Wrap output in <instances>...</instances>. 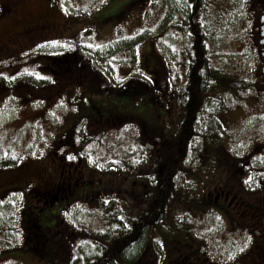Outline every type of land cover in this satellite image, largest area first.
Listing matches in <instances>:
<instances>
[{"label":"rangeland","instance_id":"rangeland-1","mask_svg":"<svg viewBox=\"0 0 264 264\" xmlns=\"http://www.w3.org/2000/svg\"><path fill=\"white\" fill-rule=\"evenodd\" d=\"M202 1L207 3L203 13ZM4 2L2 0V4ZM254 2L255 0H199L200 7L197 11L194 10L197 7L191 9L193 6L190 4L188 13L184 10L188 0H58L57 4L53 0L50 5L49 0H19L14 11V4L11 11L0 9V60L7 56V52L3 50L7 47L19 55L16 59L20 66L15 72L10 73L16 65L7 66L6 62H1L0 65V77L5 72L1 68L7 66L10 82L14 80V73L20 71L19 76L36 79L38 84L46 83L47 86L52 81L51 73L49 69L45 73L42 63L44 60L49 62L52 54H60L63 63H91L100 72L102 79L107 81L109 94L106 95L117 94L119 87L132 80L146 81L149 87L156 90L170 84L169 89L173 94L170 92V95L162 97L161 106L154 104L150 109L148 101L142 106L134 105L131 111L138 115L136 120L127 118L114 125V129L104 124L97 129L91 122L88 125L93 127V131L86 139H72L79 149L77 154L85 165L83 167L88 164L97 166L92 163L95 161L101 163L104 167L101 172H104L106 178H112V182L109 181L110 187L118 182L123 171L129 175V180H138L144 176L146 191L149 190L147 194L141 191L139 181L132 185L137 191L135 194L126 195L125 191L119 195L106 192L104 199L115 200L119 214L122 211L130 212L134 217L146 209V203L149 207L150 192L154 191L150 176L159 167H164L165 178L177 174L172 181L173 196L167 202L168 215L161 220L169 234L163 236L156 232L154 236L163 250L159 254L148 249L141 257H145L142 264H184L185 258L193 261L197 257L232 261L250 253V247L258 249L257 243L252 242L250 228L245 225L246 216L240 213L242 210L237 201L228 197L226 200L219 199L216 208L210 200V206H215L210 209L209 200L205 199V196L211 197L209 199L216 198L213 194L210 196L212 187L215 189L225 183L237 188L236 185L242 187L240 183L246 182L248 190H253L251 188L258 187V179L264 181V93L253 91L259 77L254 63L255 43L252 41L255 35L251 15ZM58 5L61 13L56 16ZM172 6L176 9L174 22L162 17L166 16V11L167 16L170 14ZM49 7L55 9L52 14L48 11ZM12 13L15 18H6ZM45 14L47 17L43 18ZM65 17H70L73 21L70 27ZM183 20L184 26L179 24ZM11 24L19 26L10 31L7 26ZM42 24H49L54 32H60L55 36L45 37L29 34L17 36L24 26H34L36 32H47L46 28L40 26ZM67 26L70 31L63 29ZM68 32L77 33L74 40L69 39ZM196 34H200V37L197 38ZM60 36L61 40H57ZM32 38L34 40L31 41ZM45 42L49 44L48 49L39 47V44ZM204 45L210 49L208 55L201 49ZM75 55L78 56L77 59H74ZM150 58L157 60L156 63L151 64ZM195 60L200 66H203V62L209 64L213 72V77L209 79L210 85L204 88L206 90L202 88L200 80L196 79L200 84L195 96L199 101L197 108L207 117L209 134L213 130L222 134L211 142L210 136L201 134L204 124L202 127L200 120L194 117L195 127L185 148L179 142L170 141L178 138L179 133L171 135L178 129L181 117L179 111L183 109L177 99L182 100L185 96L182 89L188 86V65ZM8 62L13 63L14 60ZM201 70L202 68L199 72ZM230 78H238L237 81L243 83L247 82L245 79L252 80L253 84L257 82L249 89L246 88L248 85H241V88H237L239 93L233 91L230 95L221 90L222 83ZM13 88L15 92L11 88L5 92L7 94L0 96V184L6 188L26 185V181L31 182L37 177L35 174L24 175V181L20 184L10 182V177L16 171H9L22 162L21 165L26 161L30 162L33 169L32 160L39 159L38 165H42L43 160L47 163L51 160L50 146L47 150L44 149V145L49 144L50 140L46 134L49 128L60 125L63 129L68 126L71 132L80 128V123L77 122L54 120L55 113L59 110L52 107L56 100L54 95L49 98L52 91L36 87L37 93L31 88L23 91L14 86ZM178 89L180 95L176 91ZM72 91L74 89H71V94H67L70 99L78 94L76 92L73 95ZM157 93L162 94V91L158 90ZM44 94L46 98L43 97ZM120 97H123L125 104L127 101L124 95ZM207 100L213 105L208 106ZM90 101L94 102L83 96L79 102L88 104ZM104 102L106 105L107 100ZM199 116L203 118L200 114ZM149 134L154 138L153 143L146 136ZM217 141L220 144L214 148ZM168 142L170 143L167 145ZM160 143L161 146H158ZM67 144L66 141L60 144L55 151L56 158L71 155ZM180 169L186 173H178ZM89 171L86 169L85 174L88 175ZM43 182L42 179L37 183L43 188ZM181 182L180 190L174 189ZM259 185L263 195L264 182ZM126 186L131 187L127 183ZM85 188L93 190L92 184ZM4 189L0 188V197ZM33 197L34 199H28L27 196L23 197V193L19 196H11L9 193L0 201V264H62L60 258L65 262L70 258L76 261L75 256L84 255L80 247L76 248L77 238L82 236V240H90L103 229L105 220L100 202L77 200L61 212H57L58 205L54 207L55 212H48L51 211L50 208L44 210L45 215L54 213L57 214L56 218L59 217V220L50 218L45 222L49 227L59 222L57 230H52L53 233L47 229L50 240L46 246L51 248L55 239L60 243L57 249L59 256H55L58 257L57 260L48 262L35 252L33 244L25 242L26 220L30 215L23 213L24 210L34 205L39 209L47 205L44 198ZM260 197L262 196L258 198ZM235 221L241 225L237 226ZM36 228L34 225L33 228L28 227L27 231L32 233ZM38 230H41L40 226ZM203 252H206V256Z\"/></svg>","mask_w":264,"mask_h":264},{"label":"trees","instance_id":"trees-1","mask_svg":"<svg viewBox=\"0 0 264 264\" xmlns=\"http://www.w3.org/2000/svg\"><path fill=\"white\" fill-rule=\"evenodd\" d=\"M190 4L193 6L191 7V9H194L195 6L197 7L196 9H194L196 11L198 7H200L199 0H188V3L184 8L185 13H188L190 9L189 7ZM202 5H203V9L201 13L205 11L204 6H207V3L205 4V2L202 1ZM6 11H9V10L6 9ZM175 13H176V9H174V7L172 6V10L170 11V14L168 13V16H167V11H166V16L163 15L162 17L164 20L171 19V21L174 22L175 21L174 19L176 18ZM67 20L72 22L70 17L67 18ZM184 22L185 20H183L179 24L184 26L183 24ZM142 36H145V34L142 33ZM196 37L197 38L200 37V34H196ZM206 45H204V47L202 46L201 49L204 54L208 55V53H210V49H208V46ZM24 58H27V57H24ZM36 58H42V57H36ZM4 59L5 57H2L0 60V63L3 62ZM58 60L62 61V57L60 56L52 57L50 58L49 62L47 60H44L42 64H43V67H45V73L47 71L46 69H49V65L57 66ZM149 60L151 64H153V62L156 63L157 61L154 58H150ZM190 61H192V59H190ZM211 63H212V60H211ZM19 66L20 64L12 68L13 70H11L10 73L15 72ZM137 66L139 67V64H137ZM200 68H202V70L199 72ZM6 69L8 68L7 67L1 68L2 71H6ZM211 70H212V67L209 64L203 62V66H200V63L196 60L192 62L190 65H188V77H189L188 86L184 90L182 89L185 96L182 98V100H180L179 98L177 99V102H180L182 104L183 109L179 111V114L181 117L178 121V129L176 130L175 133H172L171 135L176 136L177 133L179 134H178V138H176L175 140L170 138L172 140L170 142H173V143L179 142L186 148L188 140L191 137L192 130L195 127L194 123L196 121L193 120L194 117H197V119L200 120L199 124H202V127L204 124V128L206 131L203 130L204 128H202L201 134L205 136H210L211 142L217 139L218 136L219 137L221 136L222 133L220 134V131L213 130L211 131V134L213 135L209 134L210 128L207 129L209 127L207 117L205 115L203 116V113L201 112V110L197 108V103L199 101H197L195 97L197 94L198 86L200 84L203 89L207 88L210 85L209 79L213 77V72ZM50 75H51L52 81L48 83L47 86H46V83L38 84L37 81H35L36 79H33V78H30V79L26 78L22 80H17L16 78L15 80H12L13 82L12 81L10 82L9 77L5 78V77H2L3 76L2 75L0 77V96H4L5 94H7L5 92H7L9 88L13 86L16 87V89H19V88L23 89V87L24 89L31 88L37 93H38L37 88H41L43 90L47 89V92L52 91L55 93L59 90L60 84L56 85V83L54 82L61 81L62 78L54 80V78L60 77V76H56V74L54 73ZM85 78H87L85 79L87 81L94 80L91 76H87ZM196 79L200 80V84L196 82ZM237 79H231V78L227 79L225 82L222 83L221 90L225 91L226 93H230L231 95L233 91H237L239 93V90L237 88H241V85H243L242 87H246L248 85L246 87L248 89L254 85L252 80L245 79L248 82L247 84V82L243 83V81L238 82ZM132 84L134 86V89L126 90V88H124L121 91H119L117 94L116 93L111 94V96L106 95V94L101 95V96H96L94 93V91L96 90L95 88L96 84H94L92 86L93 88L91 89L94 94V99H90V100H94V102L90 101L88 104L83 105V107H76V114L71 115L70 119H66L67 123L68 122L70 123L71 121H74V123L75 122L80 123V128L78 129V131L71 132L69 131L68 126L66 128L61 129L60 125L55 126L54 122H52L55 128L53 129L49 128V132L46 133L47 137L48 138L50 137L49 138L50 140H49V144L44 145V149L47 150L48 146H50V149L52 150V156H54L56 153L55 151L59 149V146H60L59 143H61V138H57V135L60 136L63 130H65L64 134L67 135L68 143L70 144V146L66 145V147L70 149V152H71L70 156H73L74 154L79 153L78 152L79 149L77 147V144H75L72 141V139H76V137L79 139H81V137H83V139H86L92 133L91 130L93 127H96L98 129L102 127L101 126L102 124L108 126L110 129H114L112 128L114 125H117L118 123H122L127 118L136 120L138 118V115H136L135 113L131 111V107H133L134 105L142 106L143 104H145V101L149 102L148 104L150 105L149 106L150 109L153 108L154 104H159V106L162 105L160 102L161 99H158L151 90L149 92L146 87L144 90L141 85L142 83L138 82V80L136 82L132 80ZM124 85L125 84H123L122 86ZM176 88L177 87H175V89ZM227 88H229V91H227ZM254 88H255V85H254ZM176 91L178 92V95H180L179 89ZM49 94H50L49 98H52L53 93H49ZM120 95H124V98L127 101L125 102V104H124L123 97H120ZM43 97L46 98V95L44 94ZM105 100H107L106 105L104 102ZM142 100L144 101V103H142L143 102ZM207 102H208V106L213 105L212 102L208 100ZM190 106L192 107L190 108ZM111 109L113 111H110ZM199 114L203 118H201L200 116L198 117ZM139 116H142V115H139ZM83 123L85 125H83ZM88 123L95 124V125L92 127L88 125ZM146 136L148 137V140L151 141L150 143H153L154 138L151 137V134L146 135ZM64 141L67 142V139L64 138ZM170 142H168L167 145ZM162 143L158 144V146H161ZM219 144L220 143H218L217 141L216 144L213 145L214 148L219 146ZM74 145L76 147H74ZM152 146L154 145L152 144ZM63 151H65V149H63ZM76 157H78V154L76 155ZM38 160L39 159L32 160V165L34 164L33 169H31V163L26 161L24 165H21L23 163L22 162L21 164H19L17 168L9 171V172L16 171L15 174L10 177V182H16L17 184L18 183L20 184L21 181H24L23 180L24 175L32 176L33 174H35V176L37 177H35V180L31 182L26 181L27 182L26 185L20 184L15 188H6L5 185L0 184V188H5L4 189L5 191L1 194L0 201L4 200L3 198L9 193L11 196L14 194L16 196H19V194L23 193V197L27 196L28 199L29 198L34 199L33 196H36V197L38 196L46 200L47 205L45 207L39 209L35 207L34 205L31 208H26L23 213H27V216L30 215L26 220L27 229L28 227L33 228L34 225L37 226V228L34 229L32 233H30L26 229V231L24 232L25 242L29 245L33 244V248L35 252L42 255L45 259L48 260V262L57 260L58 257H55V256L56 255L59 256L58 254L59 252H57L58 251L57 249L60 246V243L55 239L54 244L51 248H48L46 246L50 240V235L47 233V229L50 230L51 232L52 230H57L59 226L58 224L59 222L52 224L51 227L46 226L45 222L50 218H56L57 214L51 213L50 215H47L48 214L47 213L45 215L44 210L50 208L51 211H48V212H55L56 210L54 209V207L55 205H58L57 212H61L63 211L65 207L71 206L77 200H91L93 201V203H96L99 201L100 208L103 211V217L105 220V224H104L103 229L95 233V236L90 238V240L89 239L84 240V238L82 240V236H80V238H77L78 242H77L76 248L80 247L81 249L80 248L79 249L83 250L84 255L75 256L77 257L76 261H73V258H70L68 261L65 262V261H62L60 258V261L62 264H121L122 261L127 262V263H133V262H139L142 255H144L148 249L150 251L154 250L159 254L162 252L163 248L162 246L160 247L159 240L154 238V236L156 232L158 234L162 233L163 236L169 234V231L166 232L165 230L166 226L161 224V220L162 218L164 219L168 215L166 212L167 202L170 200V197L173 196V194H171V190L173 188L172 181L174 178L173 176L177 174H174V175H171L165 178V173L163 172L164 167H159V169L157 170L155 174H151L150 180H151L152 186L154 187V191L150 192L149 200L151 202L149 204V207L147 206V203H146L145 208L147 210L146 209L142 210V212H139L136 216L133 217L132 213L125 212L122 210H121L122 212L119 214L120 210L118 208V205L114 203L115 200L110 198V199H107L108 200L107 201L104 199V196L107 191L97 189V190H92V191L87 190L86 192L85 191L81 192L79 188H76V189L72 188V191H71L70 188L64 189L63 186L61 187V189L57 188L55 192L47 188L41 190L42 187H40V184L38 183H40L42 179L45 181L46 178H48V174L45 173L46 172L45 166L47 165V162L43 160L42 161L43 164L38 165L39 163ZM89 166H91L95 170L102 169L103 167V165L101 164H99L98 166H92L90 164ZM36 172H37V175H36ZM184 172L186 173V171H183L180 169L178 173L183 174ZM9 175L10 174H7V176ZM96 176H97V179L99 180L100 179L104 180L103 178L106 179V177L104 176V172H98V175ZM119 178L123 179L124 181H127L129 180L130 177L128 174H126L123 171L122 174L119 176ZM142 178L140 179L144 184L145 178L143 175H142ZM31 185L33 186L32 189H31ZM181 185H182V182L179 185H175L174 189L180 190ZM92 188L94 189V186H92ZM47 190L53 193H49ZM147 193L148 192H146V194ZM128 194L129 192L126 193V195ZM126 203H128V199L126 200ZM208 205L210 206V203H208ZM210 207L213 209L214 206L212 205ZM28 210H31V212H26ZM57 218L59 220V217ZM234 223L236 224V221ZM236 225L239 226L241 225V223H237ZM38 226H40L41 230H38ZM53 237H54V234H53ZM253 237L254 236L252 235V238ZM152 241H154L153 246H152ZM252 242H256V241L252 239ZM26 243H24V245H27ZM251 248L252 247H250L249 252L253 250ZM149 254H152V253L150 252Z\"/></svg>","mask_w":264,"mask_h":264},{"label":"flooded vegetation","instance_id":"flooded-vegetation-1","mask_svg":"<svg viewBox=\"0 0 264 264\" xmlns=\"http://www.w3.org/2000/svg\"><path fill=\"white\" fill-rule=\"evenodd\" d=\"M52 1L53 0H49V5L52 3ZM18 2L19 0H5V2L2 4V0H1L0 9L3 8L5 11L6 9L11 11L13 4H14V8H13V11H14L15 6L18 4ZM55 2L57 4L58 0H55ZM54 10L55 9H52L51 7H49L48 11L52 14ZM60 13H61L60 7L58 5L56 16H59ZM251 15H252V24L254 25L253 29H255L254 30L255 35L252 38V41H254L255 43V46L253 49L254 63L256 64V68H257L256 70H258L259 72L258 73L259 77L257 80L258 82L255 81V83L256 82L257 83L256 84L254 83L255 88L253 89V91H256L260 94V93H264V0H255L253 12L251 13ZM12 17L15 18V14L13 13L9 14L7 15L6 18H12ZM46 17L47 15L45 14L43 18H46ZM65 19H66V23L70 27L73 21L72 22L68 21L66 17ZM17 26L19 25L11 24L7 26V29L11 31V30L16 29ZM40 26L46 28L47 32H42V33L36 32L35 31L36 29L34 26H24V28L20 30L21 34L18 33L19 35L17 36H22V34L23 35L29 34L30 36L45 37V36H51V35L55 36L56 34L60 32V30L57 32H54L51 29V25L49 24H42ZM63 29H65V31H70L68 26L64 27ZM76 34H77L76 32L74 33L68 32V35H70L69 39L74 40ZM32 40H34V38H32L31 41ZM57 40H61V36L58 37ZM39 47H45L48 49L49 44L48 42H45L42 45L39 44ZM32 48H33V45H32ZM3 50L7 52V56H5V59L3 60V62H6L7 66H11V65L18 66L16 58H18L19 55L17 54V52L9 47ZM59 55L60 54H57V55L52 54L51 58L59 56ZM9 57H11L12 59H9ZM77 57L78 56L75 55L74 59H77ZM8 60H14V62L9 63ZM57 62H58L57 66L49 65V70L51 74L54 73L56 74V76H60V77L54 78V80H57L63 77L61 81L54 82L56 83V85L57 84H60V85H59V90L55 93L53 92V95L55 96L56 100H55V103L52 105V107L54 106L53 108H55L59 104L60 109L56 113V116L59 119H61V121L62 119H70L71 115L76 114V107H83V105H86L84 103L79 102L80 99L83 98V96L87 100L94 98L93 91L91 90L94 84H96L95 85L96 90L94 91L96 96H101L103 94L108 93L107 91H108L109 86L107 84V81L102 79L100 72L94 69L91 63L73 65L69 63H63V61L61 60H58ZM19 73L21 72L19 71L15 74L13 78L14 80L16 78L17 80L26 79L22 76H19ZM2 75L5 78H8L9 73L5 71L4 73H2ZM87 76H91L94 80L93 81L85 80L87 79L85 78ZM127 82L128 83H125L124 86H121L118 88L119 91H121L124 88H126V90L134 89L132 81H127ZM138 82L142 83L141 85L144 90H145V87L148 89L149 92L151 90L158 99H161L162 97H166L167 95H170V89H169L170 85L169 84H165L163 85L162 88L158 89L162 91V94H158L157 93L158 90L154 89V87H149L148 82L143 81V80H138ZM71 85L73 86L69 88ZM102 87H104L103 90L101 89ZM11 88H12V91L15 92V89L13 87ZM71 89H74V91H72L73 95H75L76 92L78 93L74 97V99H69L67 95L68 93L71 94ZM17 90L23 91L24 87L23 89L19 88ZM70 123H74V121H71ZM65 137H67L66 134H61L60 136L57 135V138H61V143L65 142L64 141ZM67 143H68V139H67ZM67 145L70 146L69 143ZM74 147L76 146L74 145ZM76 155L77 154H74L73 156H69V157L63 156V157L56 158L57 154L55 153V155L51 157V160L53 158V161L51 162L50 160L45 166V171H46L45 173L48 174V178H46V180L43 182V188L41 190L47 188L55 192L57 188L61 189V187L63 186L64 189L70 188L71 191H72V188L74 189L79 188L81 192H84V191L86 192L88 189H86L85 186L92 184V186H94L93 190L98 189V190H103V191H110L118 195L119 193L124 192V191L126 193L129 192V193L135 194L137 191L132 185L135 184L136 181H139L142 187L141 191L144 193L148 192L146 191V184L145 183L143 184L141 180L124 181L123 179L119 178L118 182H114L113 187H110L109 181L112 182L111 180L112 178L108 177L109 179L106 178L107 180L104 181L102 179L100 180L97 179V176H96L98 175V172H101L102 169H104V167L98 170L93 169L89 165H86V167H83L85 165L81 163L80 158L76 157ZM86 169L90 170L88 175L85 174ZM36 175H37V172H36ZM257 181H258L257 182L258 187L251 188L253 190H248L247 186L245 185L246 182L240 183L242 187H239V184L236 185L237 188H235L234 186L228 183L222 184L220 187L215 188V189L214 187H212L213 190L210 193V196L213 194V196L215 195L216 198L209 199L211 197L205 196V199L209 200V203H210V200H212V204H214L215 206L219 199L226 200L227 197L229 199L237 201L238 205L241 206L242 211H240V213L243 216H246L245 225L250 228V232L254 236L253 239L254 241H256L258 245V249L257 250L253 249L251 250L250 253L237 257L232 261H221L214 257H201V259L200 257H197L193 261L189 258H185L184 264H264V199L262 198L264 197V194L262 195L260 193L261 186L259 185L263 183L264 181L261 178L258 179ZM126 183L130 185L131 187L128 186L127 188ZM32 187L33 186L31 185V189ZM40 187H41V184H40ZM47 191L49 193H53L49 190ZM259 196H262V197H260L259 199L258 198ZM215 206L213 207V209L215 208ZM210 209L212 208L210 207ZM203 254L204 256H206V252H203ZM180 263L181 262H179L178 264ZM175 264H177V262H175Z\"/></svg>","mask_w":264,"mask_h":264},{"label":"bare ground","instance_id":"bare-ground-1","mask_svg":"<svg viewBox=\"0 0 264 264\" xmlns=\"http://www.w3.org/2000/svg\"><path fill=\"white\" fill-rule=\"evenodd\" d=\"M65 53V52H64Z\"/></svg>","mask_w":264,"mask_h":264}]
</instances>
